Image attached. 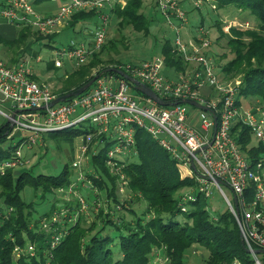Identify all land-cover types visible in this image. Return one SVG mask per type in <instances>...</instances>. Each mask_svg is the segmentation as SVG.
<instances>
[{"label":"built area","instance_id":"built-area-1","mask_svg":"<svg viewBox=\"0 0 264 264\" xmlns=\"http://www.w3.org/2000/svg\"><path fill=\"white\" fill-rule=\"evenodd\" d=\"M122 1L65 0L54 13L41 14L36 9L35 0H0V23L16 28L31 27L47 37L58 33L74 14L94 12L100 25L92 32V41H71L65 48L53 50L51 61L54 67H65L66 62L79 66L87 63L104 44L111 10L126 7ZM157 9L174 31L173 52L191 64L189 70L176 77L166 76L164 58L155 57L138 64L117 66V71L100 74L82 94L48 106L54 96L46 86L32 79L34 71L28 60H20L14 65L0 60V103L8 110L0 109V115L11 127L8 139L15 137V133L22 135L10 158L0 162V176L22 163L21 147L29 148L42 133L69 128L91 131L85 134L87 143L80 145L79 154L71 163L73 175L70 181L65 187L54 190L55 194H72L76 204H63L62 209L57 208L54 212L51 222L41 221L42 229L52 232L53 247L68 233V227L63 224L59 227L57 221L60 223L66 217L68 223L74 224L79 217L90 218L100 207L106 211L107 200L101 197L95 183L100 176L95 169L89 168L91 157L101 149H97L98 143L101 142V146L106 142L113 143L105 151L104 164L112 175L117 176V188L121 191L122 186L127 185V179L120 168L136 154L135 130L142 129L174 158L181 178L196 182L195 188L181 191V211L187 210L188 202L196 200V193L207 199L216 190L225 200L237 223L243 245L249 250V263L246 264H264V252L255 253V250H264V155L251 160L232 134L237 123L246 125L255 140L256 145H253L264 148V104L258 102L247 107L237 104L242 81L228 84L220 76L207 55L209 40L200 37L186 40L183 37L181 28L187 21L177 1L158 0ZM35 59L37 62L42 60L40 56ZM118 71L173 104L161 106L141 93L134 95L133 84ZM202 91L210 95L204 97ZM185 99L195 100L207 108V111L199 109L198 127L189 120L187 106L181 102ZM85 122L89 125L84 126ZM92 138L95 139V148L87 156ZM225 186L231 191L232 199L224 192ZM82 190L88 193L86 197L80 194ZM12 253V259L16 261L23 254L33 255L34 246L30 243L24 247L15 246ZM166 261V257L158 256L152 264ZM233 264L242 262L235 260Z\"/></svg>","mask_w":264,"mask_h":264},{"label":"trees","instance_id":"trees-1","mask_svg":"<svg viewBox=\"0 0 264 264\" xmlns=\"http://www.w3.org/2000/svg\"><path fill=\"white\" fill-rule=\"evenodd\" d=\"M44 1L48 0H35V5ZM63 1L65 0H61ZM209 1L213 2L216 9L234 7L249 11L259 21L263 34L247 33L252 38L250 42L243 44L241 40H228L234 57L222 66V76L227 78L230 73L242 70L237 104L242 105L244 100L253 98L264 104V0ZM141 5L142 0H127L123 9L112 8L110 18L119 19V25L124 22V25L147 33L149 21L141 12ZM90 20L97 21L94 12H79L70 18L68 26L73 29L75 24ZM29 29L30 27L19 28L16 37L9 40L0 34V45L17 48L27 38ZM231 32L235 36L243 35L233 28ZM164 43L162 55L165 66L174 73L184 72L186 62L173 52L168 41ZM93 58H96V54L87 62L88 68L93 67L94 63L90 62ZM252 58L255 62L251 61ZM18 61L19 59L10 62L13 64ZM50 64L47 69L54 67L53 63ZM108 69L109 67L102 68L95 74L109 72ZM83 71L79 70L76 74L78 79L71 73L66 74L67 78L71 75V79L75 80L69 86H62L56 95L74 91L95 76ZM10 132V125L2 122L0 162L9 159L19 144H12L14 137L7 138ZM87 132L91 131L69 128L55 133L76 137ZM232 134L243 153L251 160L264 155V148L252 144L251 133L246 125L237 123ZM134 144L136 154L120 168L134 199L123 204L116 196L117 176H112L104 164L107 150L105 145L97 155L91 157L89 168L95 169L100 175L95 183L106 197V211L104 207H100L90 218L79 217L74 224L68 223L66 217L60 223L57 221L59 227L61 224L68 227V233L53 247L52 232L42 229L41 221L51 222L52 215L57 211V204L51 198L55 189L70 181L72 172L69 167L64 165L57 175H34L30 168L21 170L16 175L9 169L0 176V264H152L158 256L167 258L164 264H184L185 253L195 244L208 252L205 264H233L235 260L242 264L249 263V255L242 245L237 223L228 208L211 216L208 199L196 193V200L188 202L187 210L181 211L180 193L185 188H195V180L181 178L174 158L142 129L135 130ZM26 187L33 190L36 202L22 198L21 194ZM134 200L144 203L140 213L130 208ZM40 204L47 206L39 211ZM118 206L119 209L116 208ZM124 210L128 211L129 219L125 214L119 215ZM178 216L183 221H179ZM27 243L34 246V254H23L16 261L13 260L14 247H24Z\"/></svg>","mask_w":264,"mask_h":264},{"label":"rangeland","instance_id":"rangeland-1","mask_svg":"<svg viewBox=\"0 0 264 264\" xmlns=\"http://www.w3.org/2000/svg\"><path fill=\"white\" fill-rule=\"evenodd\" d=\"M157 1L158 0H142L143 5H141V12H143L145 18L149 21L147 33H145L143 30H136L132 26L124 25V22L123 24L119 25V19L115 20L114 18L112 19V17L110 18L105 34L106 39L102 45L103 48L101 47L103 50L100 49L98 52L94 53L96 54V58H93V60L90 61L94 63L93 67L88 68L87 63L83 64L84 66H72L70 63L66 62L65 67L62 68H45L48 66V64L52 63L51 60L54 56V49L59 50L65 48L71 41H75L76 43L81 41L88 43L92 41V32L97 26L100 25V23L95 20L77 23L73 29L68 26L69 21H67L63 27L59 28V32L55 33V35L53 34L52 37L41 35L37 30L30 27L29 32L27 33V38L22 40L21 43L18 44L17 48L8 47L4 44L3 46L0 45V60L7 63L8 65L15 64L10 62L12 60L14 62L18 59L19 61L25 59L28 60L32 70L35 74H37V76H33L34 78L32 77V79L39 85L46 86L55 99L58 97L56 94L62 88V86H69L71 82L75 80L71 79V75L76 77V74L79 70H84L83 72L87 71V73L95 74L102 68L109 67L115 69L117 66L138 64L142 61H148L155 57L164 58L162 55V49L165 44L164 42L168 41V46L173 45L175 34L174 31L169 28L165 18L157 9ZM175 1L179 3L181 10L186 16L185 18L187 23L181 28L183 37L186 40L188 38L194 39L199 37L209 40L210 46L207 50V55L212 59V62L218 69L220 76H222V73L224 72L222 71V66L228 63L234 57V51L231 49L228 40H241L244 44L250 42L252 39L247 33L257 32L259 34H263L260 31L261 28H259V21L255 15L249 11L238 10L234 7L216 9L213 2H210L209 0ZM126 3L127 0H125L124 5H126ZM60 4L61 0H48L37 4L36 9L41 14H44L45 12L54 13ZM173 20L176 22V24L179 23L178 20ZM218 26H220L219 29L221 30L218 29ZM231 28L243 33V35L235 36V34L231 32ZM18 29L19 28H17V33L19 31ZM17 33L15 34L14 38L16 37ZM4 37L5 39H10V37H8L6 34ZM37 56H40L42 60L37 62L35 59ZM90 59H92V56L89 58V60ZM251 61L255 62L254 58H252ZM186 64L187 68L184 70V72L191 68L190 63L186 62ZM50 65L52 66V64ZM163 72H166V75L169 77H174V75L171 76L173 73L169 71V69L165 66V63ZM184 72L175 73V77L178 74H183ZM70 73V77L67 78L68 75L66 74ZM61 76L64 77L61 79ZM242 77L243 72L239 69V71L237 70L230 73L227 78H225V80L228 84H234L237 82V80L242 81ZM76 78L78 79V77ZM133 94L137 95L138 92L134 91ZM202 95L204 97H208L210 94L209 92L202 91ZM258 102L259 100L253 98L246 101L244 100L242 105L247 107L248 105H255ZM259 103L263 104L262 102ZM186 106L189 120H191L195 127H198L197 116H199V113H201L200 110L191 105L186 104ZM0 109L4 112L8 111L2 103H0ZM5 121L6 119L0 115V123ZM83 125H89V122H85ZM26 134L29 135V132ZM14 135L16 136L13 138L12 144L16 145L21 139L22 135L16 133ZM94 140V138L91 139V142L88 146L87 156H89V154L95 148ZM254 141L252 140V144L256 145ZM85 143H87L85 134L76 137H68L65 136L64 133H42L38 141L35 144L30 145L29 148L21 147L23 161L21 164L10 168V170L13 171L14 175L18 174L21 170H28L30 168L31 173L34 175H57L60 173L64 165H67L70 170L71 163L79 154L80 145ZM100 143L101 142L98 143L97 149H100V147L102 148L105 145H107V147L109 146L110 148L113 145V143L109 144L106 142L103 146H101ZM83 169L86 170L85 167ZM112 176H114V174ZM116 179L117 178H115V185L117 186L119 181ZM186 189L188 188L183 190ZM223 189L226 195L232 199L231 191L226 186L223 187ZM80 194H84L86 197L88 193L85 190H82V193ZM100 194L102 198L106 199L103 192H100ZM21 196L26 201H37L33 197V190L29 187H26L23 190ZM116 196L121 199L120 202L123 201V204H127L130 202V200L134 199L132 191L127 187L126 184L122 186L121 191L117 190L116 187ZM101 197L99 198L102 199ZM207 199L209 202V212L211 216H216L227 208L225 200L216 190H214L212 197ZM51 200L57 204L58 209H62L63 204H76L75 200L73 199V195L70 193L64 194L61 192H56V194L54 193ZM46 206L47 205L45 204H40L38 206V210L42 211ZM130 208L135 210L137 213H140L144 208V203L142 201L134 200V202L131 203ZM120 213L125 214L128 219L130 218L128 211L124 210L123 212H119V215ZM177 219L179 221H183L180 216H178ZM207 255V251H205L201 246L195 244L191 246V248H189L185 253L184 264H205Z\"/></svg>","mask_w":264,"mask_h":264},{"label":"water","instance_id":"water-1","mask_svg":"<svg viewBox=\"0 0 264 264\" xmlns=\"http://www.w3.org/2000/svg\"><path fill=\"white\" fill-rule=\"evenodd\" d=\"M107 71H117V70L113 69V68H109ZM118 74L123 76L130 83H132L133 87H134L133 89H135L137 92H139V93L151 98L153 101H156V103H158L159 105H161V106H170V105L173 104L172 102H167V101H164V100L160 99L149 87H147V86H145L143 84H140L137 80H135L134 78L128 76L127 74H125L123 72H119V71H118ZM99 75L100 74H95V76L92 79H90L88 82H86L85 84H83L82 86L77 88L76 90L71 91V92H69L67 94H64V95L56 97L54 100H52L49 103L48 106H52V105H54L56 103L63 102V101L67 100L70 97L78 96V95L82 94L83 92L87 91L88 88H90V86L93 84V82L99 77ZM181 102L185 103V104H188V105H191V106H193V107H195L197 109L207 111V108L205 106L199 104L195 100L185 99V100H183ZM12 117H13V115H12ZM214 129H215V127H214ZM192 168L194 169L193 165H192ZM219 181L220 180H216V182L220 183ZM241 242H242V245H243L242 239H241ZM243 247H244V245H243ZM244 249H245V247H244ZM245 252L249 253V250L245 249ZM263 252H264V250H255V253H263Z\"/></svg>","mask_w":264,"mask_h":264},{"label":"crops","instance_id":"crops-1","mask_svg":"<svg viewBox=\"0 0 264 264\" xmlns=\"http://www.w3.org/2000/svg\"><path fill=\"white\" fill-rule=\"evenodd\" d=\"M44 14H52L50 12L48 13H44ZM17 33V28L15 26H12V25H8L7 23L3 22V23H0V34H2L3 36L6 34L8 35V37H10V39H13L15 34ZM47 37H52V36H47ZM47 69V67H45ZM173 73V74H171ZM171 76L174 75L175 77V73L171 71ZM37 76V74L34 73L33 76Z\"/></svg>","mask_w":264,"mask_h":264},{"label":"bare ground","instance_id":"bare-ground-1","mask_svg":"<svg viewBox=\"0 0 264 264\" xmlns=\"http://www.w3.org/2000/svg\"><path fill=\"white\" fill-rule=\"evenodd\" d=\"M124 3H125V0L122 1V4H124Z\"/></svg>","mask_w":264,"mask_h":264}]
</instances>
